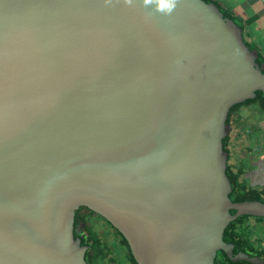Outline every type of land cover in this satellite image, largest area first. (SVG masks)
I'll return each instance as SVG.
<instances>
[{"label":"water","instance_id":"obj_1","mask_svg":"<svg viewBox=\"0 0 264 264\" xmlns=\"http://www.w3.org/2000/svg\"><path fill=\"white\" fill-rule=\"evenodd\" d=\"M257 90L240 32L202 0H0V264H86L81 207L138 264H262L223 241L264 218L230 201L221 145Z\"/></svg>","mask_w":264,"mask_h":264},{"label":"crops","instance_id":"obj_2","mask_svg":"<svg viewBox=\"0 0 264 264\" xmlns=\"http://www.w3.org/2000/svg\"><path fill=\"white\" fill-rule=\"evenodd\" d=\"M216 1L223 11L234 17L240 27L238 31L241 38L253 47L252 58L255 62L257 60L258 68L264 75V3L261 0ZM233 115L238 120L235 130L238 146L236 154H233V147L230 154H227L226 170L228 166L234 165L232 160L234 155L237 156V168L243 172L241 181L249 179L251 192L258 199L254 202L264 204V98L253 99L251 103L237 106ZM260 218L256 219L257 222H260Z\"/></svg>","mask_w":264,"mask_h":264},{"label":"trees","instance_id":"obj_3","mask_svg":"<svg viewBox=\"0 0 264 264\" xmlns=\"http://www.w3.org/2000/svg\"><path fill=\"white\" fill-rule=\"evenodd\" d=\"M202 1H204L208 5L214 6L217 10L218 16L225 23H227L230 26V28H232V29H233V27H236V29L240 28L239 25L236 23L234 17H231L229 15V12L223 11L221 8V5H219V3L216 0H202ZM242 42L245 45V47L248 49V52L250 53V55L252 56V53L254 51L253 47L250 46L248 43H245L243 41V39H242ZM254 63L256 64V67H258L259 63L257 62V60H256V62L254 61ZM254 96L255 97L253 99H256V100L260 99V98H264V92L261 90H257L254 93ZM252 101L253 100H248L246 103H251ZM231 107H230V109H231ZM230 109L226 115V119H225V123H224L225 126L221 131L222 152H223V155L225 157H227V154H230V150L232 147L234 150L233 154H236V152H237L236 148L238 146V136H237V132L235 131L236 125H237L236 123L238 122V120L236 119V115L234 116L233 113H232V115L231 114L229 115V112H231ZM233 125L235 126V128H233ZM237 160H238V157L234 155V160H232L234 165H230V167L228 166V168L226 170V176H227V178L230 182V185H231V192L229 193L230 201L232 203H244L245 202V201H243L244 194L247 195L246 198H249L250 202L258 201V199L254 196V194L251 193L249 188H245L242 185L239 186V183H240L239 180H242L241 177H242L243 172L241 171L242 169L240 170V168H237V164H238ZM250 189H251V186H250ZM248 194H251L252 196H250V195L248 196ZM79 209H80V211L83 209V210L90 212L92 214V216L96 215L97 217L101 218V220L99 222L103 221L107 225L111 226L112 230H110V232H109L110 233V241L112 242L111 244H117L116 245L117 248L118 247L123 248V250H122L123 252L121 251L122 255L120 256L119 261L124 260L127 264H138L137 260L135 259L134 255L132 253V250H131V247H130L128 240L117 228H115L107 219H105L104 217H102L101 215H99L98 213L93 211L92 209L87 208V207H81ZM76 211H75V215H76ZM236 212H237L236 210H230L229 211V213L231 215H235ZM75 215H74V220H73V225H72L73 238L75 241L79 242L80 247L85 249V253H84L85 263L86 264H100L105 260H111L110 258H107V257H106V259H103V258L96 259L95 257L93 258V256H91L90 253L92 251L91 250L92 248L103 245L100 242L99 236H97V238H95L94 240L84 239V241H83L79 238L78 228H79V230L81 229V230L88 232V233L100 231L99 226L101 223H99V225L95 224V221L98 222V220H95L93 217L85 220V222H78ZM248 217H251L252 219L254 218V220H256L257 218H260V217H255L252 215H248ZM240 219H241V216L238 217L236 220L230 222L226 226V228L223 232V241L232 247V255L233 256H236L238 254H248V252H250L244 246L245 241L243 240V238L239 237L238 234L235 233V227L241 222ZM78 224H79V226H77ZM76 228H77V231L75 230ZM116 236L118 239L116 238ZM223 261H225L226 264H240L239 262L232 261L230 259V257L224 251H219L217 253L216 257L214 258V264H222Z\"/></svg>","mask_w":264,"mask_h":264},{"label":"rangeland","instance_id":"obj_4","mask_svg":"<svg viewBox=\"0 0 264 264\" xmlns=\"http://www.w3.org/2000/svg\"><path fill=\"white\" fill-rule=\"evenodd\" d=\"M248 100H253V98L248 99ZM243 103L246 104L244 101L234 104L230 109L231 112H229V115L230 114L232 115L236 107L243 105ZM250 127H252V125ZM239 182H240L239 186L242 185L243 187L249 188V190H251L250 189L251 182L249 181V179H246L245 181L239 180ZM251 193L254 194L253 192ZM249 195L252 196L251 194H248V196ZM243 197H244L243 201L250 202L249 198H246L247 195L244 194ZM75 216L78 219H82L80 215V209L76 211ZM93 218L98 221L101 220V218L97 217L96 215H94ZM240 220L241 222L235 227V233H237L238 236L242 237L243 240L245 241L244 246L248 249V251H250L248 252V254L251 256V258L252 256H254V257H258L261 260H264L263 259L264 258V218L263 219L260 218V222H257V220H254V218L252 219L251 217H248V215H243L241 216ZM107 227L108 226H105V224L101 223L100 231L89 232L90 239L94 240L95 238H97V236H99L100 242L103 244L95 248H92L91 249L92 251L90 253L91 256H93V258L95 257L96 259L98 258L106 259V257L111 259V260H105L100 264H111V263L112 264H127L124 260L119 261L120 256L122 255V252H123L122 251L123 248H120V247L117 248L116 246L117 244H111L112 242L110 241V233H109L110 229H108ZM239 263L240 264H255V263H251L246 260H241ZM222 264H226V262L223 261Z\"/></svg>","mask_w":264,"mask_h":264},{"label":"flooded vegetation","instance_id":"obj_5","mask_svg":"<svg viewBox=\"0 0 264 264\" xmlns=\"http://www.w3.org/2000/svg\"><path fill=\"white\" fill-rule=\"evenodd\" d=\"M252 190V189H251ZM250 190V191H251ZM249 191V190H248ZM80 215H81V217H82V219H78V218H76L77 220H78V222H85V220H87V219H90V218H92L93 216H92V214L90 213V212H88V211H86V210H81L80 211ZM99 223H103V224H105V226H108L107 228L108 229H110V230H112L111 229V226H109V225H107L105 222H103V221H101V222H96L95 221V224H98L99 225ZM77 226H79V224L77 225ZM100 227V226H99ZM76 231H77V228L75 229ZM78 233H79V238L81 239V240H83L84 241V239H86V240H90V235H89V233L88 232H85V231H83V230H79V228H78ZM89 236V237H88ZM218 253V252H217ZM246 255H248V254H246ZM249 257H251L250 255H248ZM254 256H252V258H253ZM241 260H238V261H234V262H240Z\"/></svg>","mask_w":264,"mask_h":264},{"label":"bare ground","instance_id":"obj_6","mask_svg":"<svg viewBox=\"0 0 264 264\" xmlns=\"http://www.w3.org/2000/svg\"><path fill=\"white\" fill-rule=\"evenodd\" d=\"M252 106V105H251ZM249 220V219H248ZM243 223V222H242ZM251 224V223H250ZM252 226V225H251ZM242 227V226H241ZM259 239V238H258Z\"/></svg>","mask_w":264,"mask_h":264}]
</instances>
